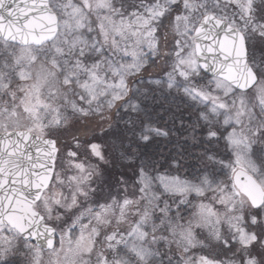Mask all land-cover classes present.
<instances>
[{"label": "snow or ice", "instance_id": "snow-or-ice-1", "mask_svg": "<svg viewBox=\"0 0 264 264\" xmlns=\"http://www.w3.org/2000/svg\"><path fill=\"white\" fill-rule=\"evenodd\" d=\"M0 264H264V0H0Z\"/></svg>", "mask_w": 264, "mask_h": 264}]
</instances>
